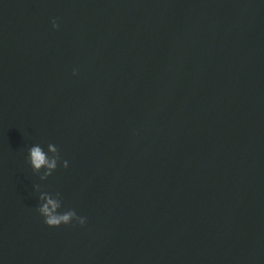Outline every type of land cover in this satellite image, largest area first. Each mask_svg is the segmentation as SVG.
<instances>
[{
  "label": "water",
  "instance_id": "95a60500",
  "mask_svg": "<svg viewBox=\"0 0 264 264\" xmlns=\"http://www.w3.org/2000/svg\"><path fill=\"white\" fill-rule=\"evenodd\" d=\"M0 264H264V0H0Z\"/></svg>",
  "mask_w": 264,
  "mask_h": 264
},
{
  "label": "clouds",
  "instance_id": "9594fccd",
  "mask_svg": "<svg viewBox=\"0 0 264 264\" xmlns=\"http://www.w3.org/2000/svg\"><path fill=\"white\" fill-rule=\"evenodd\" d=\"M53 27H58L55 20L53 21ZM48 153H51V156H49ZM48 153H46L39 145H34L29 149V162L33 171L38 173L41 169H46L40 177L41 180L47 179V177L52 175L53 171L57 168L58 161L60 160L59 149L55 145L48 144ZM63 167H68V162L66 160L63 161ZM39 200L41 203L37 208V211L44 217V222L49 227H58L61 224H69L73 220H76L81 225L85 223V218L77 216L74 210H68L64 213L58 211L61 208L59 193L55 196L49 193H41Z\"/></svg>",
  "mask_w": 264,
  "mask_h": 264
}]
</instances>
